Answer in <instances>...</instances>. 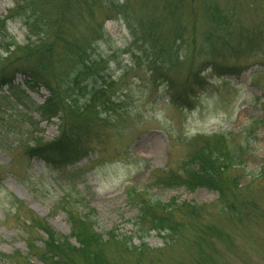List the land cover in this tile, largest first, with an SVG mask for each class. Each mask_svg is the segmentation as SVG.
<instances>
[{"label":"rangeland","instance_id":"374dc122","mask_svg":"<svg viewBox=\"0 0 264 264\" xmlns=\"http://www.w3.org/2000/svg\"><path fill=\"white\" fill-rule=\"evenodd\" d=\"M207 2L238 19L234 27L253 32L261 27L264 11L252 9V0H0V66L13 73L11 84L0 88V252L9 255L0 257V264H53L41 248L42 231L24 230L27 217L41 219L57 236L79 246L69 213L85 215L86 223L104 237L112 229L122 240V250L104 245L111 264H195L200 248L186 245L196 229L204 234L207 227L222 231L219 237L205 234L208 264H264V211L251 208L242 219L234 218L218 192L206 185L189 189L153 183L169 177L200 150L223 146L242 155L241 165L227 172V180L237 175L232 186L239 183L246 196L258 204L263 201L264 209V123L257 127L255 140L240 131L264 114V39H249L256 43L252 49L245 42L233 49L221 47V56L211 57L203 36L210 27L203 9ZM126 14L136 30L131 31ZM34 17L45 30L30 36L24 20ZM152 18L158 22L156 29L149 28L155 25ZM177 26L180 34L175 36ZM27 42L34 47L51 43L49 59L58 69L66 64L67 45L87 47L94 70L112 83L108 111L101 106L83 111L84 94L59 95L62 103L78 108L82 124L71 129L66 125V132L77 133V141L62 162L47 163L28 152L53 140L62 120L60 114L49 117L53 111L45 108L50 91L21 68L33 60L19 58ZM162 46L172 63L162 62ZM212 60L221 61L226 71L231 64L245 70L225 74L208 67ZM151 71L155 75L149 77ZM197 71L206 80L200 91L189 95L188 76ZM144 196L207 204L199 213L178 215L187 230L179 243L166 246L161 237L165 231L136 233L133 220ZM74 256L75 262L85 264L80 251Z\"/></svg>","mask_w":264,"mask_h":264},{"label":"trees","instance_id":"16d2710c","mask_svg":"<svg viewBox=\"0 0 264 264\" xmlns=\"http://www.w3.org/2000/svg\"><path fill=\"white\" fill-rule=\"evenodd\" d=\"M207 4L208 5L205 8L203 7V9L210 18V27L203 31V36L208 38L206 39L209 41L206 52L208 51L211 57H220L222 54L220 50L221 47H224L223 49H233L234 47H239V45L245 42L246 47L252 49L256 46V43L249 39H264V32L261 31L264 27V19L259 21L261 22L259 23L261 26L259 27V30L257 29L253 32L252 28L244 26L234 27L236 23L238 25V19H235L234 21L232 16L226 15V12H223L222 14V10L215 2H207ZM252 4V9L256 11L258 9L264 11V0H252ZM126 19L131 26V31L136 30V26L132 25L134 23L129 20L128 14H126ZM39 22L40 21L37 17H34L32 20L29 18L24 20L28 35H37L41 30H45L44 27H39V24H41ZM151 22L155 25L149 24V28L156 29V27H158V22L154 19ZM178 28L179 26L176 27V32L174 33L175 36L180 34L177 31ZM50 45L52 44L41 42L38 47H34L30 46L27 42L23 46L24 48L19 56L22 61H25L28 58L33 59L30 64L27 66H21V68L23 69L24 74L33 78L50 91L45 108H51L53 111L49 117L60 114L59 117L62 120L60 123L62 129L53 140L29 147V155L43 158L47 163H53L55 161L62 162V159L70 156L75 148L74 144L77 141V133L75 132L73 135L71 132H66L65 127L69 123L72 125L70 129L82 125L80 119H77L80 112L78 108H75L74 105H66V103H62L59 99V95L63 96V94H67L74 98H79L80 94L87 95V104L83 106L82 110L91 112L92 109L97 108L96 106H101L104 110L108 111L112 104L110 97L112 95L111 92H113L110 90L112 83H105V77H107V75L100 71L96 72V70H94V59H87V47L80 49L77 44L71 43L69 46L67 45L68 48H66L67 50H65V52H67L69 56L66 64L60 66L61 68L59 67L60 69H58V67L54 66L55 61L53 59L50 61L49 59ZM158 51L160 53L162 51L165 52L160 55V57H163L162 62L170 63L171 60L172 63V61H174L169 57L170 55L163 46L162 48H159ZM219 52L221 54H218ZM219 63H221V61L217 60L216 62L212 60L208 67L214 70L218 68L219 70H224L225 74L239 73L240 70L244 69L241 65L231 64L227 65L229 69L226 71L225 67H223L225 65ZM219 65L221 67H219ZM3 68V66H0V88L6 84H11L13 77V73H6ZM152 73V71L149 73V77L155 75V71L153 74ZM188 78L191 80V83L186 85L190 88L189 95H193L200 91V87L202 86L201 81L203 79L206 80V77L201 76L200 71L190 74ZM99 79L101 80V84L97 85ZM64 97L65 96H63V98ZM184 101L186 104H190V101H187V98L184 99ZM262 103H264V101ZM68 117H70L72 121H68ZM260 123H264V114L259 118V121H255V123L254 121H251L248 126L243 127L240 131L245 134V138L248 135L251 137L254 135L252 140H255L257 137V127H259ZM251 137H247V139ZM224 140L225 139H223V141ZM241 156V153H236L234 151L229 152L223 146L215 149H202L194 156L190 157V160L178 169L179 171H171L169 177L153 183L154 185L171 186L179 184L185 185L189 189H195L199 185H206L218 192V198L221 202L225 203L224 207L228 215L230 213L234 218L237 217L238 219H242V214H244V212L248 213L251 208L255 212H261L264 211V209L260 207V203H263V201L258 200V204V202L249 195L246 196V193L242 192L244 188L239 186V183L232 186V184L238 179L237 175H232V179L227 180L229 177L227 172L230 169H237V167L241 165ZM259 175V172L256 173L254 178H259ZM147 186L149 185H146V187ZM144 197L145 198H139L137 202V213L133 220L136 233L146 232L147 234L151 229L156 230L157 234H160L161 231H165L161 237L166 246H172L175 245V243H179L183 234L187 230V224L178 215L193 214V212L199 213L203 209V206H205L204 204H207L204 203L200 205L187 202L177 203L173 198L167 201H162L158 198ZM252 205H255L256 207H252ZM152 207L153 209H151ZM19 209V207H16V212H18ZM69 215L71 222H73L71 234L75 236V239L79 242V246L77 247H74L69 243L70 241L68 237L57 236L45 222L34 216L26 218L28 222H26L24 230L28 231L30 234L38 232L39 230L42 231L39 235L40 238H42L43 243L41 248L45 249V255H50L53 264H81L79 261L75 262L74 260V254L76 251H80L83 254L82 260L85 264H111V260L104 255V245L111 244L118 247V244H120L122 240L112 233V229H109L106 235L107 237H104L101 233L95 231L90 224L86 223L87 218L83 214L79 217H73L71 213H69ZM88 227L91 229L86 232ZM207 228L208 230L206 232L213 237H219L218 233L222 232L214 231L209 227ZM206 232L202 234V232H199V230L197 231L196 229L194 239L186 245L187 247H190V249L200 248V254L197 257L200 261H195V264L209 263L207 260L210 258L208 256L210 244L207 243L209 240L205 237ZM216 234L218 236H216ZM144 236L145 234L143 233L139 234L140 238H143ZM142 242V245H144V241ZM204 245L205 248L203 247ZM120 249L122 250V248L118 247V250ZM7 256L9 255L0 252L1 258ZM137 259V263H139L140 258ZM185 264H193V261Z\"/></svg>","mask_w":264,"mask_h":264}]
</instances>
